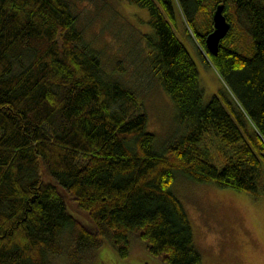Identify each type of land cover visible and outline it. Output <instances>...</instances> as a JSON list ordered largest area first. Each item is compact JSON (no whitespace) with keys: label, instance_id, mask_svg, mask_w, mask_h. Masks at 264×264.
Returning <instances> with one entry per match:
<instances>
[{"label":"trees","instance_id":"1","mask_svg":"<svg viewBox=\"0 0 264 264\" xmlns=\"http://www.w3.org/2000/svg\"><path fill=\"white\" fill-rule=\"evenodd\" d=\"M122 1L148 11L150 68L176 110L180 132L161 152L135 90L102 68L67 0H0V264H49L54 253L90 264L104 241L126 256L134 240L166 264H201L175 173L259 194L264 0H174L236 97L240 124L248 118L246 134L220 97L203 102L197 66L170 24L173 0ZM221 2L231 27L212 55L204 41ZM214 149L225 155L220 168Z\"/></svg>","mask_w":264,"mask_h":264},{"label":"rangeland","instance_id":"2","mask_svg":"<svg viewBox=\"0 0 264 264\" xmlns=\"http://www.w3.org/2000/svg\"><path fill=\"white\" fill-rule=\"evenodd\" d=\"M67 1L82 39L100 51L102 68L135 90L142 111L147 114L146 129L155 135L154 150L161 152L180 131L174 103L150 68V53L142 39L143 34L152 31L147 22V9L122 0ZM172 6L174 14L170 24L197 66L203 102L207 103L213 95L220 97L246 134V129L251 130L250 124L247 117L244 116L242 125L235 116L240 108L236 97L197 42L177 2L173 0ZM205 18L202 12L196 16L199 33L206 25ZM236 31L233 26L231 34ZM240 32L238 52L248 56L252 53L251 38L248 31ZM211 158L219 168L225 163L224 153L217 149L212 150ZM171 185L188 216L201 264H264V175L258 180L259 194L255 197L246 191L220 188L213 182L197 183L180 172L175 173ZM128 251L126 256H120L108 241H104L97 248L94 263L90 264H166L149 253L140 240L132 241ZM49 255V264H67L63 255Z\"/></svg>","mask_w":264,"mask_h":264},{"label":"water","instance_id":"3","mask_svg":"<svg viewBox=\"0 0 264 264\" xmlns=\"http://www.w3.org/2000/svg\"><path fill=\"white\" fill-rule=\"evenodd\" d=\"M223 9L224 4L222 2L215 5L211 18L212 28L205 36L204 44L207 51L212 55H216L220 46L219 42L226 36L231 27V23L226 19Z\"/></svg>","mask_w":264,"mask_h":264}]
</instances>
